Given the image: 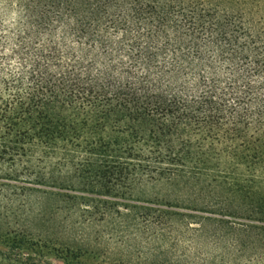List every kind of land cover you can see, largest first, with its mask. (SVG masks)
<instances>
[{
  "label": "trees",
  "instance_id": "trees-1",
  "mask_svg": "<svg viewBox=\"0 0 264 264\" xmlns=\"http://www.w3.org/2000/svg\"><path fill=\"white\" fill-rule=\"evenodd\" d=\"M247 5L0 0V264L99 262L36 228L42 199L77 227L143 210L165 240L237 232L264 256V12ZM145 184L165 208L118 201Z\"/></svg>",
  "mask_w": 264,
  "mask_h": 264
},
{
  "label": "rangeland",
  "instance_id": "rangeland-1",
  "mask_svg": "<svg viewBox=\"0 0 264 264\" xmlns=\"http://www.w3.org/2000/svg\"><path fill=\"white\" fill-rule=\"evenodd\" d=\"M241 1L248 3L246 7L248 10L252 8L260 10V13L264 12V0ZM165 194V188L145 184L133 191L130 200L118 201L136 206L165 208L163 205H158V203H164ZM55 204L54 199L33 200L32 206L44 211V222L41 220L42 217L34 221L36 228L57 236L58 242L62 246L67 245L71 250L95 251L99 254L98 263L264 264V256L259 249L252 246L244 254L240 252L241 235L237 232L227 233L225 231V234L220 233L215 237L208 231L203 233L189 231L175 224L173 232L169 233V237L165 240L160 235L159 226L147 228L144 219L138 217L145 212L143 210L131 212L129 217L113 214L104 222L77 227L74 224L75 216H67L64 211L52 213ZM120 211L125 212L122 208ZM46 219L51 224L45 225L50 226L49 229L43 226L45 222H48ZM228 220L239 224H255L238 218H228ZM197 226L193 224L194 228ZM179 256H183V259L180 260ZM83 262L91 264L89 258L83 259Z\"/></svg>",
  "mask_w": 264,
  "mask_h": 264
}]
</instances>
